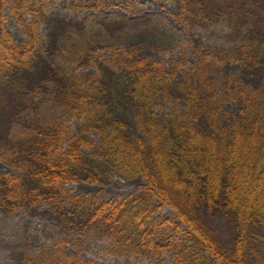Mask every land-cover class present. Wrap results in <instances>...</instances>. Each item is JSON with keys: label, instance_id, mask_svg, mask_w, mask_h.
<instances>
[{"label": "trees", "instance_id": "trees-1", "mask_svg": "<svg viewBox=\"0 0 264 264\" xmlns=\"http://www.w3.org/2000/svg\"><path fill=\"white\" fill-rule=\"evenodd\" d=\"M172 1L180 20L226 21L241 44L215 50L198 41L196 66L184 71L146 59L113 64L117 54L101 59L102 43L86 35L85 17L53 13L44 0H0V158L15 168L0 172V211L45 203L63 232L99 231L115 249L150 257L167 251L173 264H264V0ZM8 17L23 42L7 28ZM223 63H237L241 74L232 80L228 73L222 87V71H214ZM91 65L102 73L85 88L75 70ZM47 100L76 120L78 134L71 136L64 117L44 112ZM94 129L102 159L88 151ZM113 175L141 188L106 200L69 187ZM164 205L175 216L157 220ZM216 217L230 221V248L216 235ZM61 243L33 264H103Z\"/></svg>", "mask_w": 264, "mask_h": 264}, {"label": "rangeland", "instance_id": "rangeland-1", "mask_svg": "<svg viewBox=\"0 0 264 264\" xmlns=\"http://www.w3.org/2000/svg\"><path fill=\"white\" fill-rule=\"evenodd\" d=\"M44 1L53 13L67 16V18L85 17L88 29L86 35L90 40H99L102 43L99 49L101 59L108 58L113 53L117 54L116 58L113 57V64L133 59H146L184 71L196 66L198 41L203 47L215 50L241 44V41L230 38V28L226 21L208 25H189L180 20L176 15L178 8L172 0H104L108 3L106 7L88 10L73 6L71 3L72 1L79 3L81 0ZM104 20L110 21V25L106 26L102 22ZM6 26L17 42L21 43L26 39L13 18L8 17ZM46 32L42 25V47L46 45ZM64 54L67 52L65 51ZM56 58L58 63L65 62V66H69L66 58L61 54H57ZM75 65L76 63L71 67ZM219 70L222 74L217 82L222 87L228 73L232 80L241 74L237 63L216 64L214 74ZM75 71L85 88L92 85L102 73L96 65L78 67ZM158 105V108H162L164 112L170 111L168 104ZM44 112L50 116L64 117L70 126L71 136L78 134L76 120L69 119L68 114L63 113L54 101L45 102ZM135 114L134 109L126 111V117L129 119L135 120ZM89 134L96 141V144L88 149L90 158L102 159V156L97 154L99 132L94 129ZM4 171L15 172V168L0 158V172ZM138 185L113 175L105 181L91 182L78 179L70 183L69 187L75 193L97 194L106 200H113L140 189ZM154 216L157 220H162L174 217L175 212L168 205H164L155 212ZM213 228L220 241L230 248L235 235L230 221L216 217ZM64 239L67 240L65 249L68 252L74 254L80 252L86 259H93L103 264H173L171 255L167 251L150 257L135 249H115L113 239L99 231H91L87 234L63 232L56 216L45 203L36 208L19 209L11 213L0 211V264H33V258L38 257L44 249L51 250L54 244H60L59 247H63L61 240ZM47 260L48 257L43 260V263Z\"/></svg>", "mask_w": 264, "mask_h": 264}]
</instances>
